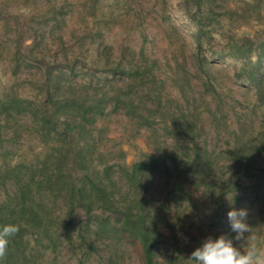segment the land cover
I'll return each mask as SVG.
<instances>
[{"label": "trees", "instance_id": "1", "mask_svg": "<svg viewBox=\"0 0 264 264\" xmlns=\"http://www.w3.org/2000/svg\"><path fill=\"white\" fill-rule=\"evenodd\" d=\"M215 2L183 0L196 26L191 60L176 55V66L172 62L163 78L154 70L159 61L148 59L143 49L139 56H118L98 43L89 67L82 54L65 49L44 57L34 95L13 87L0 94V226L20 227L0 264H61L65 241L77 264H194L188 259L202 242L194 245L191 221L201 201H210L216 215L208 220L213 227L222 226L219 236L227 234L243 252L224 215L247 199L245 209L256 210L247 223L261 240L264 44L246 37L230 42L228 49H214V21L221 15ZM23 44L20 35L14 51L17 67ZM230 58L247 60L251 67L237 72V78L256 89L260 127L253 120L259 117L256 105L234 127L227 116L229 101L216 74L218 61ZM169 83L172 91H167ZM118 113L151 151L131 166L105 159L110 150H102L96 127L100 119ZM116 168L128 180L126 192L113 177ZM158 177L167 181L161 185L166 199L153 205L150 186Z\"/></svg>", "mask_w": 264, "mask_h": 264}, {"label": "rangeland", "instance_id": "2", "mask_svg": "<svg viewBox=\"0 0 264 264\" xmlns=\"http://www.w3.org/2000/svg\"><path fill=\"white\" fill-rule=\"evenodd\" d=\"M182 2L183 0H0V94L13 87L22 95H34L33 92L36 90L32 87L41 83L40 67L45 63L44 57L60 55L65 49L73 48L74 53L82 54L81 58L87 60V66L96 55L98 43L103 44L101 45L103 48L100 49L118 56L122 54L139 56L143 49L148 59L159 61L154 70L163 78L166 70L167 72L172 70V62L176 55L180 57V61L190 55L193 49L192 41L196 39L195 21L189 16ZM215 5L221 15L214 21L217 24L212 39L214 49H228L230 42L246 37L259 38L264 44V0H216ZM20 35L24 39L22 47L24 56L20 62L21 66L17 67L14 62V51L17 37ZM35 36L37 44L34 46ZM81 38L83 40L80 45ZM122 45L125 48H121ZM260 51L264 50L261 48ZM35 56L44 62L35 61ZM190 60L188 56V63ZM253 60L255 63L258 61L256 54L253 55ZM247 64V60L232 58L220 60L217 64L219 90L225 93V101H229L226 102L229 111L227 116L234 122L233 127L234 124L235 126L238 124L239 119H247L245 115L254 105L257 106L259 117H254L253 120L258 127L262 123L260 118L262 111L260 103L256 101L255 87L237 78V72L242 73L244 69L251 68L247 67ZM173 65L176 66L174 62ZM261 66L264 71V54ZM16 71L19 79L17 82L14 74ZM168 90L172 91L170 83ZM196 90L203 89L197 86ZM248 115L250 117V114ZM208 124L205 126L208 127ZM96 127L101 129L98 131L103 139L102 150H105V153L110 150L105 159H113L112 163L117 161L131 166L138 160L140 154L151 152L146 139L133 134L130 121L123 113L100 119ZM211 133L213 132L207 131L209 137L213 136ZM119 170L115 169L113 177L118 182V187L126 192L129 190V183ZM164 181L166 180L159 177L152 181L149 196L153 205H161L166 199L165 188L161 186L165 185ZM191 193L194 194L192 190ZM195 196L200 197V194ZM248 207V200L244 199L241 207L231 208L228 212ZM196 211L197 215L190 220L195 222L191 232L192 237L196 238L193 240L194 245H198L209 236L218 238V231L222 230V226L217 224L213 227L211 220H208L216 215L210 201H201ZM255 211L248 212L246 223L253 219L249 215L253 216ZM172 212L176 213V209ZM228 212L224 215L226 220ZM179 213L181 219L185 218L184 214L182 215L183 211ZM205 221L207 223H204ZM190 224L185 223L188 226ZM179 233H182L181 228ZM253 233L254 231L252 235ZM245 235L247 237L251 233ZM261 240H264V230ZM235 242L236 245L243 243L242 249L247 246V241ZM64 244L66 248L60 256L61 264H77L72 248L66 246V241Z\"/></svg>", "mask_w": 264, "mask_h": 264}, {"label": "clouds", "instance_id": "3", "mask_svg": "<svg viewBox=\"0 0 264 264\" xmlns=\"http://www.w3.org/2000/svg\"><path fill=\"white\" fill-rule=\"evenodd\" d=\"M247 209H233L228 212V222L235 241H247L243 252L234 246L233 238L227 234L218 238H205L188 259L194 264H264V240H258L252 235V229L246 223ZM20 227L15 224L0 226V261L8 254L10 239L19 234ZM246 233L251 235L246 237ZM249 241L257 243L249 244ZM246 249V250H245Z\"/></svg>", "mask_w": 264, "mask_h": 264}]
</instances>
